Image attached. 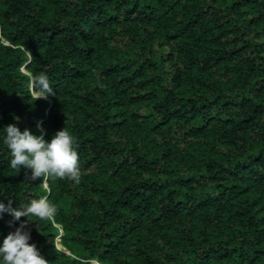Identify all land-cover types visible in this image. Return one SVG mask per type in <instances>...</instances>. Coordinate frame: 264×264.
<instances>
[{
	"label": "trees",
	"instance_id": "1",
	"mask_svg": "<svg viewBox=\"0 0 264 264\" xmlns=\"http://www.w3.org/2000/svg\"><path fill=\"white\" fill-rule=\"evenodd\" d=\"M0 34V202L58 209L0 247L29 219L49 264H264V0H0ZM10 124L67 129L79 185L12 169Z\"/></svg>",
	"mask_w": 264,
	"mask_h": 264
},
{
	"label": "clouds",
	"instance_id": "2",
	"mask_svg": "<svg viewBox=\"0 0 264 264\" xmlns=\"http://www.w3.org/2000/svg\"><path fill=\"white\" fill-rule=\"evenodd\" d=\"M0 43L7 47L15 48L10 41L0 34ZM21 51L27 56L26 65L31 63L33 56L24 46H20ZM28 89L37 99H47L49 96H55L56 93L50 86L49 77L46 73L37 76L28 74ZM6 136L4 144L7 145L11 154L10 167L20 170L23 166L26 170H31V175L26 177L29 181L43 177V186L49 190V179H69L79 185L81 181V170L79 156L76 148L78 145L74 137L65 128L59 130L52 137L50 142H46L43 134L33 135L30 130L23 132L15 125L10 124L5 128ZM11 200L8 205L0 202V213L10 212L14 220L19 221L21 217H35L40 221L56 223L57 207L50 203L47 196L39 199H33L30 203L20 210L11 207ZM31 222L29 219L20 223V226L14 232L9 233L3 240V246L0 247V258L3 264H49L35 244H30V231L27 226ZM73 260L79 261V264H101L96 258L84 259L77 255H72Z\"/></svg>",
	"mask_w": 264,
	"mask_h": 264
},
{
	"label": "rangeland",
	"instance_id": "3",
	"mask_svg": "<svg viewBox=\"0 0 264 264\" xmlns=\"http://www.w3.org/2000/svg\"><path fill=\"white\" fill-rule=\"evenodd\" d=\"M35 96V95H34ZM59 241L57 240L56 242H55V245H56V247L58 248V249H60V250H62V248L59 246V243H58ZM67 253V252H66Z\"/></svg>",
	"mask_w": 264,
	"mask_h": 264
}]
</instances>
